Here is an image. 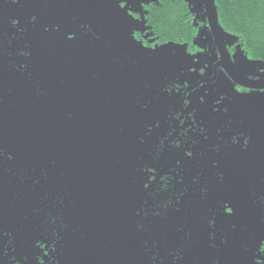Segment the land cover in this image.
Segmentation results:
<instances>
[{"label":"flooded vegetation","instance_id":"1","mask_svg":"<svg viewBox=\"0 0 264 264\" xmlns=\"http://www.w3.org/2000/svg\"><path fill=\"white\" fill-rule=\"evenodd\" d=\"M179 1L191 9L186 0ZM160 2L145 7L144 30L133 27L131 31L135 41L145 48L159 47L148 32L147 9ZM9 3H15L18 12L16 17H11L13 19H4L0 24V264L261 263L264 238L254 242L251 230L248 231L251 220L243 218V210L233 215V209L232 214L228 211V204L219 202L217 208L187 213L190 217L186 222L173 218V210H178L176 203L188 190L183 186L189 177L179 169L180 161L175 163L176 168L169 167L167 173L159 178L152 193L154 203H144L142 225L136 204L116 209L108 202L90 201L92 199L84 191L94 190L93 178L87 177L86 172L80 175L77 172L74 176L58 173L56 180L61 186H55L48 169L40 174L29 165L28 157L23 155L24 151L28 152L29 145L23 142L29 141L27 137L34 126L32 100L43 96L48 99L46 83L50 85L52 72L59 83H63L61 86L66 78L72 76L62 64L76 61L77 55L74 58L72 55L80 52L84 46L82 43L85 42L86 49L92 53L82 55L81 64H94L93 56L97 60V51L93 49L102 41L99 24L103 22L95 6L85 12L80 11L83 0H11ZM72 12L76 14L71 17ZM132 14L135 20L143 18L140 13ZM187 23L195 26L196 35L184 41L183 47L187 46L188 53L194 56L203 51L195 45L200 27L195 22V15L188 17ZM206 24L210 30L207 19ZM5 25L8 26V34L2 32ZM31 31L32 42H29ZM227 48L233 57L234 47L227 45ZM216 52L218 63L220 57ZM34 71L38 75L36 78ZM201 81L176 79L166 87L165 92L179 97L171 102L170 107L182 101L183 97L185 101L168 118L171 124L165 139L160 141L159 153L165 150V141H168V146L181 149L183 157L190 160L194 137L203 136L208 140L210 133L218 136L215 150L224 146L245 150L239 143L243 140H240L238 130L232 132L235 135L231 134L230 143L226 144L224 140L222 144L221 129L211 128L208 112L211 110L215 114L218 111L225 99L224 94L218 90L213 94L210 91L200 93L205 83L197 90L187 92ZM235 88L238 93L252 91L236 85ZM194 93H198L200 103L208 97L217 98L211 103V109L208 107L207 115L197 112L194 101L189 100ZM234 151L239 160L244 157L239 150ZM222 152L211 154L209 161L210 168L220 179L225 175L219 167L227 159ZM142 171L149 178L144 186L146 190L158 173L151 168H143ZM84 176L87 180H82ZM68 177L74 179L69 180ZM175 180L178 186H175ZM217 189V195H220L223 188L217 185ZM251 192L254 193L253 190ZM252 210L246 213L250 214ZM170 225L175 235L167 234ZM116 248L122 253L116 255ZM77 250L82 258L76 254ZM236 254L242 256L239 259L228 258V255ZM247 256L252 260L243 261Z\"/></svg>","mask_w":264,"mask_h":264},{"label":"water","instance_id":"2","mask_svg":"<svg viewBox=\"0 0 264 264\" xmlns=\"http://www.w3.org/2000/svg\"><path fill=\"white\" fill-rule=\"evenodd\" d=\"M203 4L220 60L214 66L212 78L198 82L187 92L197 90L203 83H215L219 77V69L236 86L264 90V82H254L244 77L236 68L218 22L215 0H203ZM7 27H2L3 33H7ZM99 27V38L104 49L100 56L99 44L94 45L95 48L92 47L94 52L97 51V60H94L93 56L94 64H81L82 55L92 53L86 49L85 42L82 43L84 46L80 52L72 55L73 58L77 55L76 61L63 65V69L72 76L66 78V82L61 86L63 83H59L52 72L50 85L45 82L48 86V99L43 96L32 100L34 126L27 137L29 141L23 142L29 145L28 152L23 153L28 157L29 165L40 174L48 169L55 186H61L56 180L58 173L74 176L77 172L79 175L86 172L87 177L93 178L91 181L94 190L84 191L86 196L89 195L92 199L90 201L108 202L110 205L114 204L116 209L136 204L139 206L142 225L144 203H154L155 197L152 193L159 178L167 173L169 167L176 168L175 163L180 161L179 169L186 173L189 179L183 186L188 189L187 194L176 203L178 210H173L175 220L186 222L190 217L187 213L217 208L219 202L228 204L233 209V215L243 210V218L251 220L255 205L260 204L261 220H254V228L249 225L248 231L251 230L250 236H254V242L261 241L264 238V194L251 192L253 169L244 149L224 146L215 150L218 136L210 133L208 140L203 136L194 137L195 145L191 148L190 160L183 157L181 149L168 146V141H165V150L158 152L160 141L165 139L171 124L168 118L185 101L183 97L182 101L170 107L171 102L177 101L179 97L168 94L165 90L172 80L187 81L188 56H180L182 62L177 55V60L172 65H167L159 60L160 55L159 58H153L146 52H139L138 49L145 48L135 41L133 33H129L128 29L116 34L113 29L107 33L104 23H100ZM32 33L33 31L29 33V42H32ZM87 43L90 44V41ZM159 49L162 51L165 47ZM33 74L38 77L36 71ZM215 90L218 89L210 92L213 94ZM198 96V93H194L189 100L194 101L197 112L207 115L211 103L217 98L208 97L204 103H200ZM231 106L235 111V106ZM223 110L218 107L215 114L211 110L208 114L211 128L221 129L222 144L224 140L228 144L234 127H237L234 118L228 115H236L228 112L224 115ZM228 110L232 109L228 107ZM220 116L228 117L223 119ZM227 122L232 125L229 126ZM236 149L246 156L247 177L242 165L237 174L234 167L235 154L234 157L228 155V152H236ZM19 151L21 153V149ZM217 151H223L222 153L227 155V159L219 167L225 175L222 179L210 168V155ZM143 168H151L158 173L156 180L150 183L146 190L144 186L149 178L148 174L142 171ZM67 179L72 180L74 177ZM83 179L87 180L85 176ZM217 185L223 188L220 195H217ZM175 186H178L176 180ZM249 209L253 210L247 214ZM152 222L160 227L155 221ZM173 229V226H168L167 234L175 235ZM119 253H122V250L116 248L115 254ZM76 254L82 258L78 250ZM239 257V254L228 255V258L233 259Z\"/></svg>","mask_w":264,"mask_h":264},{"label":"rangeland","instance_id":"3","mask_svg":"<svg viewBox=\"0 0 264 264\" xmlns=\"http://www.w3.org/2000/svg\"><path fill=\"white\" fill-rule=\"evenodd\" d=\"M9 1L11 0H0V24L4 19H13L11 17L17 16L18 9L14 5L15 3L11 4ZM159 1L160 0H83L84 3L80 11L85 12L84 10L91 9L95 6V11L107 27L105 30L107 33L110 32L112 28L116 31V34L124 31L125 29H128V32L131 33L133 27H136L139 30H144L145 20L143 16L145 13V7ZM186 1L195 15L196 24L200 27L198 36L195 39V45L201 47L203 51L192 56L188 53L187 46L183 47V45L167 44L161 46L165 47V49L160 52L159 60L167 65H172L174 61L177 60V55L180 61H182L180 56H188L189 61L187 65L189 68L186 67L187 81L197 82L199 80L210 79L213 77L214 66L217 63V49L211 32L206 24L207 17L203 0ZM132 12H135L136 14L140 13L143 17L142 20H135L132 17ZM75 14V12H72L71 17ZM78 15H82V13ZM70 21L71 19H68V22ZM224 37L227 45L234 47L235 52L233 53L232 59L238 71L241 72L244 77L254 82H264V61H254L244 57L236 36L225 33ZM103 49V43L100 42V56L102 55L101 51ZM59 51L61 52V49ZM49 62L51 63L50 59ZM180 64L182 63H179V65ZM213 89H218L224 94L225 99L222 106L220 105V108L224 109V115H226L225 113L227 112L236 115L228 116L234 118L237 125L236 128L234 127V130H238L236 132L239 133V135L241 134L239 138L241 137L242 139L240 140H243L239 143L244 146L246 154L252 163L253 172L250 180L251 189L254 193L264 194V90H252L249 92L246 91L238 93L235 85L229 80L222 70L219 71V77L215 83L202 86L199 92L202 93L212 91ZM231 105L235 106V111ZM228 107L232 109V112L228 110ZM228 116L220 117L226 119ZM227 124L229 126L232 125L231 122H227ZM232 135L235 134L232 133ZM228 155H232L234 157V167L237 174L242 165L245 167V175L247 177L248 163L246 156L240 161L238 160V157H236L238 156L237 152L231 151L228 152ZM261 217L262 207L260 204L255 205L254 211L251 213L250 225L252 228H254V220H261ZM246 260L251 261V256H247L243 261ZM260 260L261 263L259 264H264V255L260 256Z\"/></svg>","mask_w":264,"mask_h":264},{"label":"trees","instance_id":"4","mask_svg":"<svg viewBox=\"0 0 264 264\" xmlns=\"http://www.w3.org/2000/svg\"><path fill=\"white\" fill-rule=\"evenodd\" d=\"M215 5L223 33L236 36L244 57L264 61V0H215ZM147 11L148 32L159 47L183 45L184 41L195 37V26L187 23L188 17L194 15L186 3L161 0L160 4L149 7ZM159 47H144L145 50L138 51L159 58Z\"/></svg>","mask_w":264,"mask_h":264},{"label":"snow or ice","instance_id":"5","mask_svg":"<svg viewBox=\"0 0 264 264\" xmlns=\"http://www.w3.org/2000/svg\"><path fill=\"white\" fill-rule=\"evenodd\" d=\"M228 211H229V213H230V214H232V209H231V208H229V210H228Z\"/></svg>","mask_w":264,"mask_h":264}]
</instances>
